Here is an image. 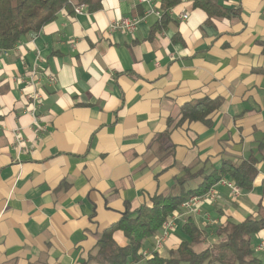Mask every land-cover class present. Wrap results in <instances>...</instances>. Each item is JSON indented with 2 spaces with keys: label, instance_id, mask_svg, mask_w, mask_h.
<instances>
[{
  "label": "crops",
  "instance_id": "obj_1",
  "mask_svg": "<svg viewBox=\"0 0 264 264\" xmlns=\"http://www.w3.org/2000/svg\"><path fill=\"white\" fill-rule=\"evenodd\" d=\"M69 2L0 50V264H81L127 203L136 210L157 193H179L185 167L209 172L251 154L259 159L252 189L234 198L215 183L217 201L178 218L158 254L188 238L190 217L207 245L224 239L219 226L229 219L264 215V0H219L236 13L211 22L195 0H180L165 27L156 30L161 19L150 14L132 33L109 24L144 16L147 3ZM36 93L41 102H32ZM205 97L223 101L206 120L182 119L185 103ZM114 237L127 243L121 231ZM154 246L151 237L141 250Z\"/></svg>",
  "mask_w": 264,
  "mask_h": 264
},
{
  "label": "trees",
  "instance_id": "obj_2",
  "mask_svg": "<svg viewBox=\"0 0 264 264\" xmlns=\"http://www.w3.org/2000/svg\"><path fill=\"white\" fill-rule=\"evenodd\" d=\"M79 1L87 3L91 10L100 7V2L94 4V0ZM179 1L162 0V17L155 26L156 30L166 26L170 20L168 10ZM194 5L206 12V22L236 13L235 9L223 7L219 0H195ZM69 6V0H0V50L14 48L24 36L40 31L55 19L61 9ZM222 101L220 97H205L185 103L181 107L182 119L206 120ZM258 162L257 156L251 154L240 163L225 159L219 168L209 172L203 168L194 170L185 167L184 173L176 179L180 187L179 193H157L150 198L149 203L136 210H131L127 203L121 218L98 235L94 251L81 264H129L139 261L145 240L154 237L168 216L179 212L182 203L189 197L204 195L226 176L243 192H248L258 174ZM198 178L201 180L196 188H185L186 183ZM262 229L264 215H249L241 221L229 219L219 226L218 233L224 234V239L197 251L195 246L204 242L206 237L204 230L190 217L183 226L188 238L176 250H171L168 257L155 253L145 264H262L252 242V237ZM116 231H121L126 237L125 245L116 241Z\"/></svg>",
  "mask_w": 264,
  "mask_h": 264
},
{
  "label": "built area",
  "instance_id": "obj_3",
  "mask_svg": "<svg viewBox=\"0 0 264 264\" xmlns=\"http://www.w3.org/2000/svg\"><path fill=\"white\" fill-rule=\"evenodd\" d=\"M140 1L148 4V9L145 11L144 16L142 17L124 16L119 19H114L109 24V32H116V31H126V32H131V33L135 32L141 20L150 14H154L158 18L161 19L162 11L160 9H157V7L154 6L153 0H140ZM84 7H85L84 4H80L76 6L74 10L76 13H82ZM187 17L188 15L186 13L182 15L183 19H186ZM37 57L40 58L39 51L37 52ZM48 80L50 83H54L56 81V79L51 75H48ZM30 98L32 99V102H41L42 94L36 93L34 95H31ZM15 137H16V142L20 144L21 137H20L19 130H16ZM219 182L226 184L230 188L234 198H237L242 194V190L240 189V187H238L235 184V182L227 180V179H222ZM217 194L218 192L216 191L213 185L204 195H192L191 197H189L185 202L182 203L181 210L179 212L170 214L168 218L163 222L161 230L154 236L155 238L154 250L152 251L141 250L140 251L141 257L143 259L153 258L155 253H158L162 249L168 236L174 230L175 225H176V220L178 218H184L189 214H193V213L196 214L200 212L199 204L204 199L206 200L208 199L212 203L216 202L218 198ZM255 247H256L257 252L263 253L264 252V240L260 241ZM262 264H264V255L262 257Z\"/></svg>",
  "mask_w": 264,
  "mask_h": 264
},
{
  "label": "rangeland",
  "instance_id": "obj_4",
  "mask_svg": "<svg viewBox=\"0 0 264 264\" xmlns=\"http://www.w3.org/2000/svg\"><path fill=\"white\" fill-rule=\"evenodd\" d=\"M225 158H227V156H224ZM234 160H236V159H234ZM194 183L195 182H190V183H188L187 184V188H189V187H192L193 185H194ZM255 236H256V234L254 235V240H255ZM253 240V241H254ZM213 243H211V244H207V245H204L203 243H201V244H199V245H197V246H195V249L197 250V251H199V250H201V249H203V248H205V247H208V246H211Z\"/></svg>",
  "mask_w": 264,
  "mask_h": 264
}]
</instances>
